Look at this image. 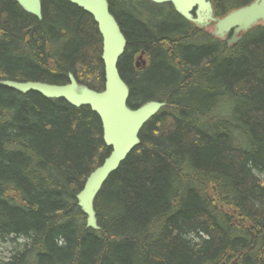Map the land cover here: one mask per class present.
I'll use <instances>...</instances> for the list:
<instances>
[{
	"label": "trees",
	"instance_id": "trees-1",
	"mask_svg": "<svg viewBox=\"0 0 264 264\" xmlns=\"http://www.w3.org/2000/svg\"><path fill=\"white\" fill-rule=\"evenodd\" d=\"M209 1L223 18L255 0ZM109 4L128 106L166 108L103 186L97 232L76 197L111 154L99 117L0 85V241H23L0 264H264V27L229 47L170 5ZM42 16L0 0V82L103 92L93 18L64 0Z\"/></svg>",
	"mask_w": 264,
	"mask_h": 264
},
{
	"label": "water",
	"instance_id": "water-1",
	"mask_svg": "<svg viewBox=\"0 0 264 264\" xmlns=\"http://www.w3.org/2000/svg\"><path fill=\"white\" fill-rule=\"evenodd\" d=\"M28 14L42 20V0H15ZM90 15L102 36V61L105 67L106 85L103 92H96L80 85L69 75L64 86L44 83H18L2 81L0 85L21 94L37 93L46 99L64 100L75 108L88 107L102 124L103 139L110 156L87 179L77 195V206L86 216V227L100 232L95 201L110 176L118 171L128 156L140 146V134L145 125L156 117L165 103L148 102L133 110L128 106L130 89L123 80L119 63L127 48V40L116 18L111 14L109 0H64ZM123 3L139 1L156 6L171 5L175 12L195 27L204 30L214 25L210 36L232 46L240 42L247 32L256 26L264 27V0L234 10L223 18H217L209 0H119ZM143 60V56L140 57Z\"/></svg>",
	"mask_w": 264,
	"mask_h": 264
},
{
	"label": "rangeland",
	"instance_id": "rangeland-1",
	"mask_svg": "<svg viewBox=\"0 0 264 264\" xmlns=\"http://www.w3.org/2000/svg\"><path fill=\"white\" fill-rule=\"evenodd\" d=\"M166 14V12H163ZM209 32H213L214 26L207 29ZM23 243L22 240L18 239L16 242L13 240L0 241V260L10 259L14 253L20 250V245Z\"/></svg>",
	"mask_w": 264,
	"mask_h": 264
},
{
	"label": "flooded vegetation",
	"instance_id": "flooded-vegetation-1",
	"mask_svg": "<svg viewBox=\"0 0 264 264\" xmlns=\"http://www.w3.org/2000/svg\"><path fill=\"white\" fill-rule=\"evenodd\" d=\"M163 6H166V5H163ZM171 6V5H170ZM174 9V8H173ZM174 12H175V10H174ZM176 13V12H175ZM177 14V13H176ZM178 15V14H177ZM181 17V16H180ZM184 19V18H183ZM185 20V19H184ZM193 25V24H192ZM197 28V27H196ZM209 28H211V27H209ZM209 28H207V29H209ZM198 30H200V31H202V32H205L206 34H208L209 36H210V32L207 30V29H204V30H201V29H199V28H197ZM231 37H232V35H230L229 37H228V39H231ZM141 56H143V60L142 61H140L139 59H140V57ZM137 60H136V62H135V68L137 69V70H141V69H143V68H145L146 67V65H147V63H146V59H145V55L144 54H142Z\"/></svg>",
	"mask_w": 264,
	"mask_h": 264
}]
</instances>
